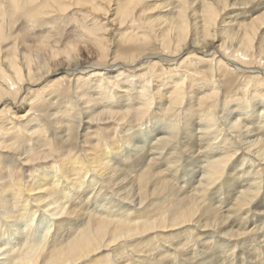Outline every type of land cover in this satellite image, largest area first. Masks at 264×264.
<instances>
[{"label": "bare ground", "instance_id": "6f19581e", "mask_svg": "<svg viewBox=\"0 0 264 264\" xmlns=\"http://www.w3.org/2000/svg\"><path fill=\"white\" fill-rule=\"evenodd\" d=\"M0 264H264V0H0Z\"/></svg>", "mask_w": 264, "mask_h": 264}, {"label": "rangeland", "instance_id": "374dc122", "mask_svg": "<svg viewBox=\"0 0 264 264\" xmlns=\"http://www.w3.org/2000/svg\"><path fill=\"white\" fill-rule=\"evenodd\" d=\"M19 25H20V24H18L15 28H14V27H9L8 30H6V31H7L8 33H11V32H14V31L17 32V31H18V27H19ZM20 26H21V25H20ZM10 28H11V30H10ZM13 30H14V31H13ZM40 223H41V222H38V225H39ZM44 224H47V220H45L44 223L40 225L39 230H41V229L43 228ZM51 224H52V222L49 223L48 226H51ZM39 230H38V231H39Z\"/></svg>", "mask_w": 264, "mask_h": 264}]
</instances>
